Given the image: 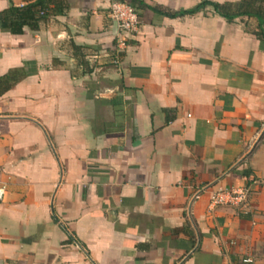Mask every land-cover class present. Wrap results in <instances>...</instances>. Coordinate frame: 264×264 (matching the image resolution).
<instances>
[{"label": "crops", "instance_id": "0c3cea01", "mask_svg": "<svg viewBox=\"0 0 264 264\" xmlns=\"http://www.w3.org/2000/svg\"><path fill=\"white\" fill-rule=\"evenodd\" d=\"M110 1L0 28V75L30 70L0 96V264H264L258 19L139 0L116 54ZM230 187L245 205L210 204Z\"/></svg>", "mask_w": 264, "mask_h": 264}, {"label": "trees", "instance_id": "16d2710c", "mask_svg": "<svg viewBox=\"0 0 264 264\" xmlns=\"http://www.w3.org/2000/svg\"><path fill=\"white\" fill-rule=\"evenodd\" d=\"M47 1L35 0L22 6H15L10 2L7 8L0 11V28L13 34H20L25 26L37 29L39 22L46 19L48 15ZM135 3H139V0L130 1V4L137 9ZM207 5L212 7L214 13L228 21L243 15L256 17L259 22L256 35L259 40L264 41V0H239L223 3L201 0L189 9L165 12V14L172 17L194 14ZM29 73L30 70L26 68L25 63L24 66L10 68L0 75V96Z\"/></svg>", "mask_w": 264, "mask_h": 264}, {"label": "built area", "instance_id": "2783aa9c", "mask_svg": "<svg viewBox=\"0 0 264 264\" xmlns=\"http://www.w3.org/2000/svg\"><path fill=\"white\" fill-rule=\"evenodd\" d=\"M108 16L115 24L113 51L117 54L125 48L127 36L137 32L140 26L139 14L128 1L111 0L108 6ZM5 192V185L0 183V201L3 200ZM248 195V188H218L211 194L210 204L230 203L243 206L247 202Z\"/></svg>", "mask_w": 264, "mask_h": 264}]
</instances>
